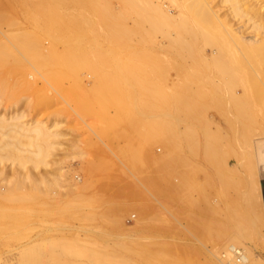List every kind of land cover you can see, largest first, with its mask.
I'll return each mask as SVG.
<instances>
[{
	"label": "rangeland",
	"instance_id": "obj_1",
	"mask_svg": "<svg viewBox=\"0 0 264 264\" xmlns=\"http://www.w3.org/2000/svg\"><path fill=\"white\" fill-rule=\"evenodd\" d=\"M123 1L0 0L1 10H3L1 13L3 16H1L5 19L2 22L4 25L0 28V39L9 30H12L11 32L16 31L23 24L33 20L63 19L74 21L84 18L100 20L99 18L102 19L100 16L106 10L109 16L115 19L126 13L124 12L126 9L129 10H126L129 12L126 15L128 17L126 22L129 28H133L135 26L134 21L138 19L137 12L133 9L140 8L137 7L140 1L133 0L135 3L138 2L137 5L133 4L132 10L131 7L124 6L125 2ZM10 23L13 25L10 26ZM147 26L149 25L145 24L144 27ZM146 29L149 30V27ZM68 30L67 34L69 33L68 35L73 38L76 28L70 27ZM99 30H101L100 27L97 28L98 33L96 35L100 38L102 30L101 33ZM160 34L162 33L154 34V37L151 38L145 35L147 43L144 56L148 59V65L150 63L158 65L157 70L148 69L143 71L144 73L139 70L135 72L137 75L139 73V77L141 76V79L137 78L138 82L145 81L147 83L149 87H146L147 90L138 85V87L135 85L134 87L132 84H126L121 79L127 75L124 65L129 61H137L140 57V52L134 48V45L137 44L136 37H133V42L130 43L128 49L119 48L113 50L114 52L105 46L103 39H98L95 51L87 49L88 52L86 53L90 55L84 53V55H88L89 60L87 59L77 66L73 58L70 57L68 66L64 68L68 76L54 81L52 91H49L51 88L42 81H39L37 87L32 91L22 88L19 84L30 73L31 65L10 55V49L1 48L4 54L0 57V115L12 116L21 112L26 115V122L32 123L33 120L44 122L53 134L50 138L51 148H49L48 155L39 168L33 165L34 169L31 162H28L29 164L26 163L24 166H27L24 168L25 170H22L20 166L17 167L19 163L16 162L12 165V170L11 163L4 162L9 167L6 166L7 178L0 177V186L8 183L11 186L10 195L13 194V196L9 197V200L8 197L5 198L6 200L0 197V220L2 221H0L2 223L0 228L4 231L0 229V264H18L19 252L29 243L38 246L35 247L38 254L28 264H209L211 253L223 252L222 254H225L223 250L227 244L225 245L226 242L224 241L232 232H235V225H237V223H233L232 218L237 214L236 211L241 209L243 211L244 209L241 205H244L242 196H245L249 190L248 185L245 184L247 178H231L229 184L227 181L230 182V179L224 178L223 180L227 182L225 186L220 184V178H207L206 167L209 174L214 173V170L208 166L203 156V129L202 124L200 125V121L197 119L199 117L193 116L196 120L191 117L194 121L190 124L188 122L191 121L190 117L182 111V113L177 111L180 110L177 109L180 106L179 100L183 98L180 92L182 94L185 92L183 94L185 97V94L196 91L199 86L196 83H183L186 77L184 74L187 75L188 72L184 63L186 54H182L183 51L178 53V50H176L177 53H174L175 50L170 47H167V51H165L166 45H170L168 41H165L168 39L161 37L164 36L163 34L159 36ZM36 35L31 51L41 52L45 47L51 45L54 32L47 28H39ZM155 36H157L156 39H160L157 40V43ZM148 38L151 41L155 39L154 43L157 46ZM163 38H165L164 41ZM64 49L63 45H58L59 51L62 52ZM172 50L174 51L172 52ZM172 53L175 56L181 54L185 58L184 61L182 62L181 55L178 59V56L175 57ZM108 56L114 58L105 63L104 59ZM183 63L184 66L182 67ZM56 64L57 66H55ZM56 64L50 62V65H47L51 72H59L61 65ZM109 65H111L110 68ZM191 71L193 75L197 76L198 70L197 72L194 69ZM95 73L115 74L119 80L107 83L99 82L94 79ZM178 85L181 86V91L177 89L179 88ZM183 85L187 87L190 85L193 88L191 87L192 90H190L188 87V90L184 87V89ZM195 87L197 88L195 89ZM155 92L160 93V96L164 94V97L168 98L165 99L163 96L160 98L159 95L157 98ZM128 95L132 98L134 96L137 101L140 98L139 103L141 101L146 103L149 106L146 108H150L149 111L146 109L144 112L135 110L131 113L124 112L110 101L113 97L122 99L126 96L128 98ZM172 95L178 96L176 98L179 100L176 101L175 99V101L179 105L174 102ZM167 100H171V102L168 103ZM139 103L135 107H140ZM170 107L172 109H169ZM138 108L136 107V110ZM174 108L177 109L175 110L176 114ZM213 113L215 112H211L209 116L211 117ZM167 115H171L169 118L174 119V121H170L171 123L180 121L174 124L180 132L188 127L195 129L192 135L195 138L192 137L194 140L190 141L191 144L189 143V146H194L195 149L193 148V150L196 152L191 151L192 163L199 168L198 178H195V181L200 182L198 186L206 188L205 191L209 196L208 203L210 202L212 205L210 203L204 205L206 203L198 199L200 198L199 192L194 191V193L191 192V197L194 199L193 201H199L198 203L195 202L197 207L195 204L193 205L195 206L194 209L191 204L187 203L184 194L174 187V179L178 180L179 178H169L168 181H163L160 178H153V176L148 178L150 175L147 176L148 173H146L144 178H139V181H142L140 186L133 184L131 160L122 158L118 151H121L127 141L131 139L130 141L145 149L153 148L157 155L162 154L163 147L160 144H155L152 139L156 134L154 127L146 130L147 136L145 134L141 136L135 129L146 124V126L149 124L156 126L160 121L166 122V120H170ZM177 115H179V120ZM215 115L217 114L215 113ZM186 117L188 118L184 120ZM219 119L218 117L217 121ZM225 126H227L226 123ZM179 142L182 146H179L180 148L187 149L184 140ZM223 145L226 146L227 142L224 141ZM235 149L237 150V148ZM241 150L243 149L241 148ZM226 160L229 169L230 167L234 168L237 164L233 157L228 156ZM141 164L138 163L137 165ZM94 167L97 169L91 170ZM15 168L17 169L16 175L30 172L33 173L31 175L34 178H14L13 171ZM261 169L264 175V158L259 169L260 172ZM79 179H82L83 182L79 183ZM259 179H261L264 188V176ZM234 183H240L239 188H237L238 184ZM74 184H79L77 190H73L72 185ZM205 184L206 186H204ZM227 184L235 186L231 187L230 185V188ZM205 191L203 192L205 193ZM220 193L223 196L222 200L219 197ZM167 195L171 198L169 199ZM178 196L183 200L182 202ZM92 198H97L100 203H91ZM234 198L239 199V201L236 202V199L234 201L236 204L232 205L231 199L234 200ZM229 203L232 205L231 209H235L233 206L237 207L238 204L242 203L240 209L238 207V210L235 209L236 214L232 213L233 217L229 212ZM216 204L218 207L220 206L219 210L218 207L216 208ZM93 208L99 210L102 215L99 223H95L93 218L92 220L88 219L87 214L92 212ZM201 210H205L206 213ZM141 216H145V218ZM236 217L234 218L238 219V215ZM139 218H142L144 223L138 229L139 236L132 246L133 249L115 247L121 242L120 231L118 230L122 226L121 223L123 224L124 221L128 226H131L134 224V220H139ZM233 228L234 230H232ZM247 230L250 231L246 232L247 235L250 233L252 239L250 240L247 238L249 236H246L250 240L245 239L246 244L256 250L264 261V228H251L247 225ZM220 240H224L223 243H218ZM59 243L70 245L71 251L83 250L82 248L85 247L91 248L97 254L96 259L87 258L81 254L65 256L62 248L56 246Z\"/></svg>",
	"mask_w": 264,
	"mask_h": 264
},
{
	"label": "bare ground",
	"instance_id": "obj_2",
	"mask_svg": "<svg viewBox=\"0 0 264 264\" xmlns=\"http://www.w3.org/2000/svg\"><path fill=\"white\" fill-rule=\"evenodd\" d=\"M139 1L140 2L137 1L139 3L137 7L140 8L133 9L138 15V19L134 21L135 26L133 28L127 26L126 20L128 17L126 15L129 14V12H127L129 10H127L126 7H131L132 10L134 7L133 4H136L137 2L135 3L133 0H124V6L126 7L123 6V8L127 11L125 10V15L123 14L117 19L111 18L106 10L104 11L105 16L102 14V16H100L102 19L99 18L100 20H92L90 18H84L82 20L76 19L74 21L63 19H50L45 21L33 20L27 24H23L19 29H16V31L11 32L12 30H9V32L3 34V37L0 39V57L4 54L2 49H10V55L16 57L19 61H26L31 65L30 73L19 84L22 88L32 91L37 87L39 81H42L47 87L51 88V90H49V88L48 90L52 91L53 82L57 79H62L67 75L64 68L68 66L70 57L73 58L75 65L79 66L88 59V55H84V53L89 54L86 53L88 52L87 49H91L93 52L95 51L98 39H103L102 41L105 46L114 52L119 48L128 49L130 43L133 42V37H136L137 44L136 46L134 45V48L137 52H140V57H138L137 61H129L124 65V69L127 70V75L123 78L121 77V79L129 85L132 84L133 86L138 85L141 88H149L145 81L138 82L137 78L139 77V73L137 75L135 72H138V70L143 72L148 69H151L152 71L157 70L158 65L150 63L149 66L148 59L144 56V50H146L147 43L145 35L151 38L154 37V34L162 33L164 36H161L162 34L159 36L166 37L168 40L163 38V41H168L170 46L166 45L164 48L165 45L163 44L164 46L162 48L160 47L161 50L164 48L165 51H167L166 48L170 47L175 50H172L174 53H177L176 50H178V53L179 51H183V53H181L186 54V59L182 57L181 54H179V56L177 54L178 59L180 55V58H183L182 62L185 59V67L188 70V72L185 70L187 72V75L184 74L186 76H184L185 79L183 80L181 78L182 76L180 79L183 80V83H196L199 86L198 89L195 87L196 91H191L188 92V94H185V97L183 95L185 92L183 94L180 92L183 96L180 100L177 99V95V98L174 97L175 95H172V99H174V102L177 100L180 101V106L177 108L180 110L174 108V112L175 110L179 112L182 111L186 116L190 117V119L192 117L194 120L196 119L193 116L199 117L197 119H199L200 125L202 124L201 126L203 129V156L208 166L214 170V173L212 172V174H209V170L206 167L207 178H220L219 181L221 180L220 184L222 183V186H225V183L227 182L228 184L231 183V178H247L245 184L249 187L248 193L245 196H242L243 199L241 198L244 201V205L242 203V205L238 204L240 202L237 203L239 209L240 205L244 207L243 211H241L242 209L236 211V214L235 209H237V207L233 206L235 209H231V206L236 204L234 201L240 195L237 196V198H234V200L231 199L232 205L229 203L230 214L232 217L233 214H236L234 217L238 215V219H236L237 217L232 218L233 223H237V225H235V232H232V235L230 234L227 240L225 239L226 241L222 240L226 242L224 243L225 245L227 244V247L225 246L223 250L225 254L223 255V252H217V254L211 253L212 255L209 257L210 263L209 261L208 263L264 264V261L257 254L256 250L252 249L245 242V239L250 238V233H248V235L246 233L250 232L248 231L249 229L247 230V225L248 227L251 226V228H264V188L261 179H259L261 176H264L262 169L261 172L259 171L264 158V0ZM1 8L2 6L0 5V28L4 25H2V22L5 20L2 18L3 15L1 13H3V10H1ZM145 24L149 25L147 26L149 27V30L146 29L147 27H144ZM12 25L13 24L10 26ZM70 27L76 28V33L73 38L68 35L69 33L67 34ZM98 27L102 30V33L100 32L101 30H99L102 34L100 38L96 35V33H98L96 31ZM39 28H47L48 30L53 31L54 36L49 47H45L43 50L40 49L41 52H33L31 50L33 48L34 40L37 37L36 31ZM156 37L157 36H155V39ZM155 39H152L153 41L149 39V41L154 43ZM157 40L158 39L155 40L156 43ZM59 44L65 47L62 52L58 50ZM93 52L92 54L96 56ZM172 55L175 56L173 53ZM113 58L109 56L108 58L106 57L104 59L105 63ZM50 62L55 64L59 63L61 65L59 72L50 71L47 66L50 65ZM184 63L182 67L184 66ZM59 64L58 66H60ZM55 66H57V64ZM110 66L111 65H109V68ZM193 69L196 72L198 70V74L195 73L197 76L191 73V70ZM90 71L92 72V70ZM94 76V79L103 83L112 82L118 79V76L115 74L105 75L95 73ZM139 78L141 79V76ZM178 86L179 88L176 86H174V88L176 87L181 91V86ZM184 87H186V89L189 87L190 90H192V86L190 87V85L188 87L183 85V88ZM146 90L144 89V91ZM170 93L172 92L170 91ZM155 94L158 98L157 95L160 93L158 94V92H155ZM162 96L164 97L165 95L163 94ZM162 96H160V98ZM126 97H122V99L113 97V99L110 98V101L119 109L128 113L135 111L144 112L146 109H150L146 108L149 107L146 103L144 104L142 101L139 103L140 98L139 101H137L134 99V96L133 98L132 96H129L130 98ZM169 102H171V100L168 101V103ZM138 103L140 107L136 106L137 108L139 107L136 110L135 105H138ZM171 104L169 105L173 106ZM167 107L169 106L167 105ZM169 109L172 108L170 107ZM211 112H215L218 116L213 113L210 117L209 114ZM167 116L168 119H170L166 120L167 123L160 121L156 126L154 124L146 126V124L144 125L145 127L139 126L138 129H135V131L137 130V133L139 132V134L143 136L144 134L148 135L146 130L154 127L156 134L152 139L155 144H160L163 147L164 151L162 154L157 155L153 148L145 149L144 147L130 141L131 139H127V144L121 149V151H118V154L124 159L131 160V166L133 169L132 174L134 176L132 182L135 186H140L139 184L142 183V181L140 182L139 178H144L146 175H150L148 178L153 176V178H160L163 181H168L169 178H179L178 180L174 179V187L177 191L179 190L184 194L185 199L188 201L187 203L193 206L199 202L193 201L194 199L191 197V192L194 193V191H198L200 198H198V195L197 198L200 201L205 202L206 204L204 205H207L210 203H208L209 196L205 191L206 188L204 189L203 186H198L200 182H197L198 180L195 181V178H198L199 168L192 163L190 156L192 155L191 151L196 153L195 150H193L194 146H189L192 143L190 141H193L195 138V136H192L195 129H192L191 127L194 124L190 126L191 129L186 124H188V122L191 124L194 120L191 119V121H188L187 123L185 122L186 124H184L188 128L180 132L178 128L176 129V125H174L180 121L171 123L170 121H174V119L169 118L171 115ZM178 116L179 115H177V119L179 120ZM188 117L184 118V120ZM218 117L220 119L217 121ZM26 120V115L21 112L18 114L15 113L12 116L0 115V177L2 178H7L8 170L5 161L11 163V168L16 162L17 164L19 163L17 167L20 166L22 170L27 167L24 166L26 163L29 164L28 162H31V166L34 165L36 168H39V166H41L40 164H43V161L47 157L49 148H51L50 138L53 133L50 128L45 125L46 123L34 120L32 123H29L26 122ZM225 123L227 125L225 126L226 128L224 127ZM183 140L187 144V149L179 147L181 146V142L179 141ZM224 141L227 142L226 146L228 149L223 145ZM235 148H237V150ZM238 148H240V150H238ZM241 148L243 150H241ZM228 156L236 159L237 164L234 168L230 167L229 169L226 160ZM138 163L142 164L137 165ZM96 169L97 168L94 167L91 170L95 171ZM13 173L14 178H34V176H32L33 173L30 172V174L27 172L23 175H21V173H19L20 175H16V168ZM224 178H229L230 182H225V180H223ZM82 182V179H79V183ZM228 184L227 186L230 187L231 184ZM234 184H238L237 188H239L238 186L240 183ZM78 186L79 184L72 185L73 190H77ZM204 186H206V184ZM233 186L235 185L232 184L231 187ZM237 188L234 187V189ZM10 189L11 186H9L8 183L7 185L0 186V197L3 199L8 197L7 199L9 200L13 196V194L10 195ZM203 191H205L206 194ZM182 193L181 195H183ZM180 197L178 199L182 202L183 198L181 197V199ZM219 197L221 200L223 199L222 193H220ZM242 200L241 202H243ZM91 201V203H98L100 200L92 198ZM237 201H239V199H237L236 202ZM87 203L89 202L87 201ZM200 203L198 204L199 207ZM216 205L217 208L218 204ZM210 207L211 206L209 205V208ZM193 208L195 209V206H193ZM219 208L220 206L218 207V210ZM93 209L92 212H88V219L92 220L93 218L95 223H99L102 215L99 210L96 208ZM201 211L206 213L205 210ZM133 217L135 219V216ZM141 217L145 218V216ZM141 219L134 220V224L131 226H128L124 221L123 224L121 223L122 226L118 228L120 231L121 242L115 247L120 246L128 249L132 248L138 240V229H140V225L144 223V220ZM1 222L0 224H2ZM0 229L2 230V228ZM232 230H234V228ZM246 236L249 237L246 238ZM251 239L252 238H250V240ZM222 241L220 240L218 243H221ZM56 246L60 249L62 248L61 250L65 256L81 254L92 259H96L97 256L96 252L88 247L82 248L83 250L71 251L69 249L71 247L70 245L59 243L56 244ZM35 247L38 246L35 244L32 245V243H29L28 246L24 247L23 250L19 252L20 260L18 264L30 263L38 254ZM240 247L242 250L239 249ZM88 255H90V257H88ZM238 258H240V263H238Z\"/></svg>",
	"mask_w": 264,
	"mask_h": 264
},
{
	"label": "built area",
	"instance_id": "obj_3",
	"mask_svg": "<svg viewBox=\"0 0 264 264\" xmlns=\"http://www.w3.org/2000/svg\"><path fill=\"white\" fill-rule=\"evenodd\" d=\"M238 261H239L238 263H240V258H238Z\"/></svg>",
	"mask_w": 264,
	"mask_h": 264
}]
</instances>
